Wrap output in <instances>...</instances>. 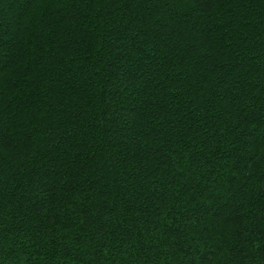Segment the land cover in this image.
<instances>
[{
	"label": "trees",
	"instance_id": "16d2710c",
	"mask_svg": "<svg viewBox=\"0 0 264 264\" xmlns=\"http://www.w3.org/2000/svg\"><path fill=\"white\" fill-rule=\"evenodd\" d=\"M0 264H264V0H0Z\"/></svg>",
	"mask_w": 264,
	"mask_h": 264
}]
</instances>
